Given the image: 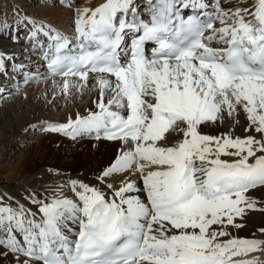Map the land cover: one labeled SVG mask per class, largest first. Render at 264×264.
I'll list each match as a JSON object with an SVG mask.
<instances>
[{"label": "snow or ice", "instance_id": "6c2138e0", "mask_svg": "<svg viewBox=\"0 0 264 264\" xmlns=\"http://www.w3.org/2000/svg\"><path fill=\"white\" fill-rule=\"evenodd\" d=\"M144 8L147 21L138 0H106L74 21L75 48L51 36L53 77L86 81L99 72L115 82L99 80L97 112L44 130L123 147L98 177L110 194L73 180L75 200L30 193L37 212L0 196L3 255L23 254L24 264H261L234 258L264 253V240L235 238L227 229L259 210L247 194L264 187V0L231 14L219 5L209 11L207 0H145ZM238 108L261 140L200 134L202 124ZM178 124L186 126L185 138L169 146L166 134ZM124 173H139L142 184L105 183Z\"/></svg>", "mask_w": 264, "mask_h": 264}, {"label": "bare ground", "instance_id": "6f19581e", "mask_svg": "<svg viewBox=\"0 0 264 264\" xmlns=\"http://www.w3.org/2000/svg\"><path fill=\"white\" fill-rule=\"evenodd\" d=\"M23 1L10 0L9 2L12 4L0 2V57H3V60H0V90L6 87V83L10 82V80H12L11 83L16 85V89L18 85H23L22 88L24 90L23 93L21 91L16 92V96L9 94L8 97H5L6 94H4V97L0 99V161H4L7 158V153L14 154L15 148L23 143L22 141H26L24 139H28L33 131L37 133L41 128L45 129V126L48 124H64L70 119L74 121L78 114L84 117L89 112H92L93 99L97 94L99 80L102 76L109 77V75L99 72H89L86 81L79 80L77 76L63 78L47 77L45 70H40V67L37 66L42 63V60L44 61L41 53L34 59V56H31L34 51L44 48V45L40 42L41 40H38V38L42 37L41 30L45 31L50 37L56 34L71 37L72 35L68 34L70 33L73 34L76 41L77 33L74 28V21L80 19L85 11L90 13L97 7L102 6L106 3V0H87L86 4L83 5L84 8L81 11L79 10L80 13H83L73 20H70V17L68 18L70 14L68 13L69 10L67 11L63 7L54 6L52 8L49 5H32L26 11L22 3ZM40 1L49 3L54 0ZM139 1L141 2L140 6L145 0ZM230 2L227 6L219 7V11L231 14L237 8L244 9L249 7L253 3V0H230ZM208 4L213 9L217 7L214 0H210ZM51 6L53 5L51 4ZM18 7L24 11L22 12L21 9L17 10ZM246 18L251 19V17ZM26 27L29 29L23 32ZM214 27L219 29L222 25L217 21ZM216 45L220 44L216 43ZM33 62H37V65H33ZM34 77L35 80H33ZM27 79H29L28 82L30 81L31 84L27 88H24V84L20 80L24 82ZM224 115L226 116L225 121L230 124L235 117H247V114L239 108L232 116H228L226 113ZM253 128L254 126L251 123H244L240 132L235 134L233 129L225 130L217 122L215 124L204 125L203 129L200 128L201 130L199 131L222 139L228 137L241 139L255 137L257 140H261L260 133L250 130ZM175 130L177 133L172 132L167 137L169 146L175 145L177 138L181 139V136H178L179 129ZM57 134H35L38 135L35 145L28 152H23L20 155L17 165H14V167L6 165L4 166V171L0 170L5 174L4 176L0 175V196L4 197L6 203L14 208L17 205V202L9 198L4 192V189L7 190L8 183L14 179L17 182H23L21 183L23 188H31V193H35L36 198L45 201L49 200L46 198L48 195L44 193L50 194L53 191L59 197L65 194L61 192L64 190L62 186L65 184H57L59 182H68L71 187V182L76 180L87 183L90 186H96L105 191L103 185L98 183L96 177L102 172H100L103 169L102 163L106 165L114 162L117 158L118 150L123 147L122 143L120 141L99 140L100 144L107 146V149L102 151L104 153V160H99L95 167L80 169V164L77 166L72 162H64L61 150L57 153H52L51 147L53 142L55 143V140H60ZM61 141L68 142L72 140L62 137ZM257 155H260V153L257 152ZM37 156H40L41 159H38ZM50 159H53V161H50ZM222 159L233 162L237 158L224 156ZM253 160L254 157L250 158L249 162L251 163ZM107 182L108 184H112L114 189H118L127 182H134L139 186L142 184V177L139 173L114 174L107 179ZM247 195L253 200L259 210L246 211L243 220H237L243 226L240 228L229 227L227 230L235 238L264 240V233L261 232V229H264V187H258ZM17 197L25 204L30 205V209L33 212L37 211L38 205L30 203L28 195L22 193L18 194ZM69 198L76 199L74 195ZM72 227L75 229V226ZM213 227L219 228V226ZM222 239L226 240L228 237ZM4 252L6 250L0 248V264H24V261L27 259L23 254L9 255L8 253L7 255H3ZM261 255L263 256L259 261H261V264H264V253H261ZM248 257L241 258L248 259ZM29 264H39V262L30 260Z\"/></svg>", "mask_w": 264, "mask_h": 264}, {"label": "rangeland", "instance_id": "374dc122", "mask_svg": "<svg viewBox=\"0 0 264 264\" xmlns=\"http://www.w3.org/2000/svg\"><path fill=\"white\" fill-rule=\"evenodd\" d=\"M1 1H3L2 3H4V2L11 3V2H9L10 0L9 1L8 0H1ZM24 1L22 3L26 7V9H30V7L32 5H37V6H44V5H47L48 6L49 5L52 8H54V6L55 7H60V8L63 7V9H66L67 11L69 10L68 13L70 12V14L73 15V16L70 15L69 17H74L75 18V16H77V14H81V13H78L77 10H82V8H84L83 5L86 4V1L87 0H83V1L82 0H67L66 3L64 2L65 0H63L62 2L61 1L57 2V4H56V2H52L50 4H45V3L41 2L40 0H33V1L31 0L32 3H31L30 0H27V1L24 0ZM51 4L53 6H51ZM100 79H109V80L113 81V83L115 82L114 81V77H107V78H100ZM79 80H81V79H79ZM97 89H98L97 90V94H96V96L93 99V101H94L93 104L94 105H97V103L101 100V97H100L101 96V94H100L101 93L100 85H98V88ZM20 91L22 92V89H20ZM108 92H110V95H108ZM104 93H106V94L103 97H105L107 95L105 97L104 101L107 102V100L109 99V97L112 95V92L109 89V90H105ZM16 95L17 94H15V96ZM106 98H108V99H106ZM93 108H94V106H93ZM225 118H226V116L223 115V119L220 120V121H218L220 127L224 128L225 130L233 129L235 131V134L237 132L238 133L240 132L241 127H242V125L244 123H248V122L250 123V121L247 119V117H242V116L241 117H235L233 119V121L231 122V124L228 123V122H226L225 121ZM178 126L180 128H185V125H182V124H180ZM203 126L204 125L202 124L199 127V130H201L200 128L203 129ZM199 132H201L202 134H204L202 131H199ZM48 133L49 132H46V134H48ZM171 133L172 132H168L166 134V136L167 137L170 136ZM245 133H247V132L245 131ZM43 134H45V132H43ZM57 137H59V136H57ZM62 137L64 138L65 136L62 135ZM62 137L61 136L59 137L60 140L53 139V140H55V143L53 142L52 147H51V151H52V153L53 152L54 153L55 152L57 153L59 150H61V155H62V159H63L64 162H66V163H71L72 162L73 164H75L77 166H79V164H80V167H79L80 169L81 168L88 169V168H91V167H95L96 164H97V162H99V160H102V161L104 160L103 159L104 158V155H103L104 153H102V151H104L105 149H107V146H104V145L100 144L99 143L100 141H98V142L95 143V142H90V141H86L85 140V141H81V142H78V143L75 144V141H68V142L61 141L62 140ZM238 137H239V135H238ZM37 138H38V135H35V134L32 135V134H30L29 137H28V139L27 138L24 139L26 141H22L23 143L19 144V146H17L15 148V153L14 154L7 153L6 154V157L7 158L4 161H0V170H3L4 171V166H6V165H9L10 167H14V165L16 166L17 163H18V160H19L20 155L23 152H28V150L32 146L35 145V143L37 141ZM117 157H118V154H117ZM37 158L38 159H41L40 156H37ZM51 160L53 161V159H50V161ZM109 165L110 164H106L105 165L104 163H102L103 169H101L100 172L101 171L103 172ZM3 171H0V175H2V176L5 175V174H3ZM21 183H23V182H21V181L20 182H17V180H15V179L14 180H11L8 183L7 190L4 189V191L7 192V193H9L11 197L16 196L17 193L18 194H22V193L25 194V193H27L28 192L27 188L26 187L23 188L21 186ZM26 190H27V192H26ZM61 192H63V190Z\"/></svg>", "mask_w": 264, "mask_h": 264}]
</instances>
